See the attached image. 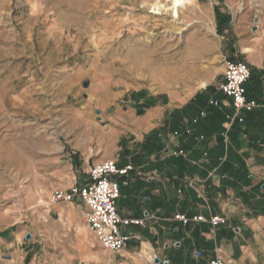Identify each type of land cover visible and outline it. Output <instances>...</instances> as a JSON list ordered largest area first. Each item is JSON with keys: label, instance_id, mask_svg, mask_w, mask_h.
Wrapping results in <instances>:
<instances>
[{"label": "crops", "instance_id": "obj_1", "mask_svg": "<svg viewBox=\"0 0 264 264\" xmlns=\"http://www.w3.org/2000/svg\"><path fill=\"white\" fill-rule=\"evenodd\" d=\"M215 8L226 21L220 45L250 67L245 98L257 105L235 113L220 89L223 66L215 74L192 71L184 84L169 80L171 72L149 77L124 91L121 114L110 104L69 110L58 142L44 148L41 160L56 166L48 187L35 175L33 190L24 189L32 204L21 207L19 174L11 178L17 190L0 210V264H264V0H219L217 31ZM110 160L132 166L113 178L120 218L138 221L120 225L130 237L117 251L88 227L81 197L47 211L41 204L55 190L88 183L89 169ZM213 216L224 222L212 226Z\"/></svg>", "mask_w": 264, "mask_h": 264}, {"label": "rangeland", "instance_id": "obj_2", "mask_svg": "<svg viewBox=\"0 0 264 264\" xmlns=\"http://www.w3.org/2000/svg\"><path fill=\"white\" fill-rule=\"evenodd\" d=\"M215 3L187 0L175 15L172 0H0V210L17 174L21 207L32 204L24 189L35 175L48 187L56 166L41 159L69 110L110 104L121 114L127 89L164 73L184 84L192 71L223 69ZM48 202L41 198L46 211Z\"/></svg>", "mask_w": 264, "mask_h": 264}, {"label": "built area", "instance_id": "obj_3", "mask_svg": "<svg viewBox=\"0 0 264 264\" xmlns=\"http://www.w3.org/2000/svg\"><path fill=\"white\" fill-rule=\"evenodd\" d=\"M223 73V82L220 89L232 100V106L236 114L240 110L249 111L257 105L254 100L245 98V84L250 76V67L241 60L226 61ZM210 104L217 105L214 100ZM239 121L243 118L239 117ZM178 154H183L179 151ZM132 169L131 165L119 168L113 160L103 161L94 164L88 171L89 182L82 186H73L69 191L55 190L49 196V204L59 201H70L74 196L81 197L85 204L84 220L89 228L95 233L102 246L108 250L117 251L126 245L129 235H123L120 225L127 223H137L136 220H122L117 211V199L119 198L120 184L113 178L115 175H126ZM189 185L193 183L189 181ZM182 223L188 220L181 214L174 216ZM196 221H205L202 215L194 217ZM212 226H217L224 222L221 216H213L209 219ZM210 264H225L220 259L210 260Z\"/></svg>", "mask_w": 264, "mask_h": 264}, {"label": "trees", "instance_id": "obj_4", "mask_svg": "<svg viewBox=\"0 0 264 264\" xmlns=\"http://www.w3.org/2000/svg\"><path fill=\"white\" fill-rule=\"evenodd\" d=\"M215 20L217 21V32L221 33L222 31V26L224 25V23L226 22L225 19L221 18L220 13L218 12V9L215 8ZM231 60V58H229Z\"/></svg>", "mask_w": 264, "mask_h": 264}, {"label": "bare ground", "instance_id": "obj_5", "mask_svg": "<svg viewBox=\"0 0 264 264\" xmlns=\"http://www.w3.org/2000/svg\"><path fill=\"white\" fill-rule=\"evenodd\" d=\"M187 1V0H172V10H173V13L176 15L177 14V11L179 9V6L181 4H184V2Z\"/></svg>", "mask_w": 264, "mask_h": 264}, {"label": "water", "instance_id": "obj_6", "mask_svg": "<svg viewBox=\"0 0 264 264\" xmlns=\"http://www.w3.org/2000/svg\"><path fill=\"white\" fill-rule=\"evenodd\" d=\"M255 20H256V18H255ZM251 29H252L253 31H256L257 26L255 25V26H253ZM87 85H88V81H87V80H85V81L82 82V86H83V87H86ZM29 238H30V234L27 233L26 236H25V239H29Z\"/></svg>", "mask_w": 264, "mask_h": 264}]
</instances>
